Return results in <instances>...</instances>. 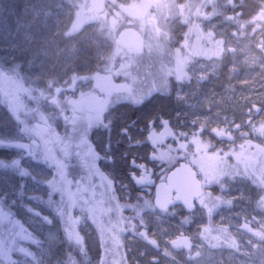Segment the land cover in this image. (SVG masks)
Listing matches in <instances>:
<instances>
[{
    "label": "rangeland",
    "instance_id": "374dc122",
    "mask_svg": "<svg viewBox=\"0 0 264 264\" xmlns=\"http://www.w3.org/2000/svg\"><path fill=\"white\" fill-rule=\"evenodd\" d=\"M137 1L141 0H131V4ZM74 5L65 6L63 0H0V63L2 76H7L4 79L11 80L13 74L25 82L31 81L43 90L49 89V97L55 101L58 93L63 95L62 91L68 92L81 83L84 85L82 81L90 84L93 76L99 80L100 74L107 72L104 61L112 60L111 73L133 81V88L126 94L130 99L100 101L94 108L96 115L101 116L108 106L116 104L127 114L133 105L146 103L160 92H169L173 98L168 102L157 103L155 100L156 107L152 103L148 117H144L147 121L152 119L151 114L158 115L156 117L162 118V122L173 123L181 134L193 130L192 133L200 137L223 129L219 123L211 126L208 118L216 120L224 116L228 119L232 110L226 103V95L205 106L201 104L195 93L193 48L186 34L184 37L188 40L179 44L171 26L172 5L168 0L154 4V10L146 5L142 24L138 27L146 34L147 48L133 58L119 48L115 34L121 25L118 18L111 21L101 17L100 12L90 11L88 0H77ZM168 13H171L169 18ZM259 17L261 15H255L253 19ZM261 19L264 20V13ZM234 21L235 18L228 17V24ZM263 33L264 30L253 36L245 34L246 42L240 51L247 55L248 68L250 65L260 68L264 76ZM229 47L239 51L232 40ZM236 54L232 52V58ZM116 55L123 57L118 64ZM194 68L197 71L198 68ZM249 80V87L254 88L251 85L256 84L252 83L256 82V77ZM261 89V99L250 102L246 101L245 93L234 90L237 96L243 94L242 106L251 104L248 108L240 107L241 113H246L247 109L252 116L261 118L260 123L253 126L251 135L258 147L247 146L243 138L232 145L222 144L218 153L208 146L194 145L197 154L191 158L207 184V194L188 221L180 222L177 213H162L153 205L151 188L154 179L145 178L141 184L135 182L142 187L140 192L121 199L116 193L118 183L110 177L111 171L104 173L98 165L88 171L90 183L86 186L82 183L85 187L84 224L78 228V221H71L72 238L80 249L76 253L78 264H264V151L259 148L264 147V87ZM105 95L109 99L108 94ZM9 97L10 101H7L11 104L15 96ZM120 102L124 103L121 105ZM158 104L157 110L161 111L156 110ZM253 104L263 106L260 113ZM115 109L113 112H118ZM9 114L8 106L0 103V130L8 125ZM57 114L60 116L59 112ZM78 133V141L83 140L84 132ZM84 143L86 148L79 152L82 156L91 146L89 141ZM100 177L105 184L100 182ZM6 178L7 172L0 169V182ZM39 178H47L46 172L41 171ZM29 183L30 195L34 194V188L43 191L42 186ZM139 196L141 204L135 200ZM205 214L215 222L213 226L218 227L219 235H213L210 228L203 225ZM64 227L61 223L59 235L45 233L49 244L59 246ZM182 235L193 241L188 250L171 246V242ZM229 237L234 238L233 242L227 241ZM82 241L85 249H81ZM70 255L66 253V256ZM65 264H68L67 259Z\"/></svg>",
    "mask_w": 264,
    "mask_h": 264
},
{
    "label": "flooded vegetation",
    "instance_id": "af4514ba",
    "mask_svg": "<svg viewBox=\"0 0 264 264\" xmlns=\"http://www.w3.org/2000/svg\"><path fill=\"white\" fill-rule=\"evenodd\" d=\"M80 1L82 2L83 0ZM88 1L89 5L87 8L90 11L96 14L100 12V15H102L101 17L107 18L111 21L118 18L120 24L126 23L127 25L121 28L120 32L125 27H134L141 31L145 40V47L142 51H135L122 46L127 52V56L129 58H133V56H139L143 54L147 48L146 34L140 29V27H138L140 24H142L146 5L154 10V4H160L161 2L167 0H141L137 1V3H134V5L131 4V0ZM168 1L170 2V5H172V15L171 13H168V18L170 15L172 16L171 26L174 28V34L177 36V38H179V44L182 40L187 39L184 37L186 34L188 35L191 49L193 48L192 70L195 72V93H197L201 104L205 106L207 102H213L216 99L219 100L221 96L226 95V103L231 107L232 110L228 116V119H224V116L217 118L216 120H214V117H211L212 119L210 117L208 118V122L211 126H215L217 123H219L220 127L223 129H217L215 131L208 132L210 136L200 137L192 133V136L194 137L187 138V134H181L179 129H177V127H175L173 123L169 121L162 122V118H158L156 115L153 116L152 114V119H150V121H147L146 118L142 117L147 121L148 128L150 129L147 130L146 128V140H148L150 144L149 147L151 149V153L148 152L147 155L150 156L154 162H156V166L153 165V168H151L149 162L143 158L144 152L141 151L143 145L140 140L141 130L138 128L140 123L138 112L130 111L127 114H124L122 113L121 108L118 107L119 104H116L110 105V107L108 106L101 116L96 115L97 109L94 108L100 101L104 102L105 100H109L110 102H116L118 98L130 99V97H127L126 94L128 90L133 88V81L131 79H121L120 77L112 74L111 72L113 71H107L106 74L101 73V77L99 78L100 81L95 79V76H93L94 78L90 80V84L88 82L82 81L84 85L81 83V85L75 86L73 89L71 88V90H68V92L62 91L64 93H61L64 95L61 96L67 99L64 101H66V103L69 105L68 108L71 114L68 115L69 121L67 125L63 118L58 120V122H62L64 123L63 125L68 126V131L73 136V145L79 151L75 120L78 117L81 121L86 119L90 122L94 121V142H91V146L88 148L87 153L83 155V160L88 163V169L90 171L91 169H95L97 165L98 168L101 167V170L104 173H106L108 170L113 172L114 170H119V168L122 169L124 175L122 178L115 180L113 178L114 172L110 174V177L114 180V182L118 181V185L120 183L126 184L127 188L129 187L128 184L130 183L136 184L135 182H137L141 184L145 178H152L154 180L152 183L153 187L151 188V194L154 196V188L156 183L163 181L169 171L174 169V167L179 165L181 162L187 161L191 163L194 169L199 172L200 179L204 184L205 194L197 200L196 205L198 208V206L201 205L200 203L204 202V197L207 194V184L195 161L193 158H191L197 154V150L193 149L194 145L198 143L204 148L208 146L211 151L213 150L218 153V151L222 149V144L225 143L227 145H232L235 144L236 141L243 138V142H246L247 146L250 145L252 148L258 147L253 141L251 135L253 126L259 124L261 118L252 116L251 113L247 112V109L246 113H241L240 107H244L241 105L243 94L237 96L234 90L238 91V93H245V95L248 96L246 100L247 102H250L253 99H261V95L259 96V94L262 92L261 87H264V76L261 73L260 68H253V65H250L248 68V64L246 63L247 55L241 53L240 48L246 42L247 36L244 33L246 27L249 28L247 32L248 36L256 35L258 31L264 30V27L259 26L260 23H258V18H251V21L247 22V24L243 23L241 17L243 5L241 0ZM63 4H65V6L68 5L72 7L75 6L74 4H77V0H63ZM257 15H260V13H257ZM228 17L235 18L234 23L228 24ZM135 24H137V26H135ZM119 33H115L117 39ZM230 40H232V43L235 45V47L237 46L239 48L238 52L237 48L229 47ZM232 52L237 53L233 58ZM114 58H116V63L118 64V62H120L119 56L116 55ZM200 65L201 67H199ZM194 67L198 68L197 71ZM235 69H237V71L234 73ZM188 71H190V69H188ZM4 77L7 78V76ZM250 77L251 79L256 77V82L252 81V83L256 84L251 85L254 88L249 87V83L251 82L249 80ZM122 82H127L128 88L126 92H115V84ZM250 91L254 93H251ZM105 94H108L109 99L105 97ZM157 95L159 96L153 95L151 98H149L148 102H150V104L154 103L155 97L162 98L163 100L171 99V97L173 98V94H170L169 92H160ZM57 96H60V94L58 93ZM58 100L59 98H57V101ZM110 102L106 101V103ZM123 103L124 102H120L121 105ZM250 105L247 104V107L244 108H248ZM252 107H254L258 113H260L263 109L262 105L253 104ZM98 108L100 107L98 106ZM114 109L118 112L114 113ZM146 116L148 117V115ZM131 124L134 125L131 126ZM166 124H170L173 128H175L176 135L162 146L153 145L148 139L151 129L161 131ZM113 125H115V127ZM73 129H75V131H73ZM57 131L60 132L61 128L57 129ZM60 133L62 134L64 132ZM130 134H133L136 137L132 138L131 136H128ZM85 139L88 140L87 137H85ZM209 139L211 141H209ZM134 140L138 141L133 142ZM259 148L261 152L264 151V147ZM109 151L112 153V156L107 159V162H104L102 160V154H107ZM165 153L166 156L163 157V154ZM177 153L179 154L178 158L175 156ZM114 158H116L117 164H113ZM141 158L144 160L140 161ZM96 161L98 162L97 164ZM159 161L164 162L162 167L159 164ZM24 163L27 164L29 161L25 160ZM42 168L43 169L39 170V175L41 171L46 172L47 178L50 179L51 177L48 175L49 170L47 166H42ZM69 170L71 173L70 178L74 176L76 179L82 180L80 167H70ZM117 173L119 174V172ZM93 174L96 176L98 175L95 173ZM120 174L122 173L120 172ZM100 182L105 184L101 177ZM29 184L30 183L28 182L26 187ZM122 187L123 190L125 186ZM84 188L85 187L82 185L80 186V192L76 197L77 208L71 209L72 215L75 216V220L78 221V228L84 224ZM32 192L34 194H43V191L41 192L37 188H34ZM73 192H75V181ZM56 200L57 203H59V195H57ZM63 206H67V197H65V204ZM172 208H177L179 212L187 213L184 207L179 203H175ZM166 212H169V210ZM178 220L182 222L180 217ZM246 227L250 228V226ZM78 236L82 238L81 233H78ZM81 249H85V243H83V241L81 242Z\"/></svg>",
    "mask_w": 264,
    "mask_h": 264
},
{
    "label": "snow or ice",
    "instance_id": "6c2138e0",
    "mask_svg": "<svg viewBox=\"0 0 264 264\" xmlns=\"http://www.w3.org/2000/svg\"><path fill=\"white\" fill-rule=\"evenodd\" d=\"M0 103L11 110L8 125L0 130V153L8 154L0 155V169L7 172V178L0 182V264H65L66 259L68 264H78L76 253L80 249L72 238L71 221L75 216L71 209L77 208L82 180L70 178L69 169L88 165L74 147L67 128L61 134L53 126L57 117L67 125L69 117L25 106L13 109L6 100ZM25 160L29 163L25 164ZM42 166H47L50 179L39 178ZM28 182L44 186L43 195H30ZM65 197L67 206H63ZM61 223L64 235L59 236V246L54 247L45 233L59 235Z\"/></svg>",
    "mask_w": 264,
    "mask_h": 264
},
{
    "label": "trees",
    "instance_id": "16d2710c",
    "mask_svg": "<svg viewBox=\"0 0 264 264\" xmlns=\"http://www.w3.org/2000/svg\"><path fill=\"white\" fill-rule=\"evenodd\" d=\"M241 2H242V5H243V9H242V12H241L242 13L241 17H242L243 23L247 24V22L251 21V18H253V16L257 15V13H260L261 17H259L260 22L258 21V23H260L261 26L264 27L263 19H261L262 18V13H264L263 12L264 11V0H241ZM125 25H127V24L126 23L121 24L120 27H118L116 29L117 30L116 33L118 34L120 32L121 28H123ZM248 30H249V28L246 27L245 31H244V33L246 35H247ZM119 46H120L119 48H121V50H123V52L127 54V52L123 49L122 45L120 44ZM119 60H123V57L121 55L119 56ZM112 64H113L112 60L104 61V65L107 66V68H105L106 71L110 72L111 69H113V66L110 67V65H112ZM0 70H1L0 71V100L5 99L7 101V100L10 99V97H9L10 95L15 96L14 100H13L15 102L13 103V101H12V103H11V106L13 107V109L18 108L20 106H25V107L30 108L32 111H36V112H38L40 109H42L45 112H47V114L53 115V116H59L57 114L58 112L60 113V116H61V110H62V113L67 115V116L69 114H71V112H70V110L68 108L69 105L66 103V101H64V100H67V99L62 97L61 94H60V96H56V98H59V100L58 101L55 100L56 103L54 104V103H52L53 100L49 97V96H51V93H49V91H48L49 89L48 90L47 89L43 90V89L40 88V86L34 85L33 82L27 81V80L25 82L23 80H20V78H18L17 75L13 76V74H11V78H10L11 80H6V79H4L5 77L2 76V73H1L2 70H3V67H2L1 63H0ZM53 96H54V94H53ZM155 100H158V101H156L157 103H159V101L161 103L165 102L166 100H167V102L169 101V99L163 100L162 98H156ZM155 104L156 103H154V106H155ZM160 104H158V107L156 108V110L158 108H160ZM151 105H152V103L150 104V102L147 101L146 103L138 104V105H135V106L133 105V107L130 108L129 110L139 113L138 118L140 119L139 120L140 123H139V127L138 128L141 130L140 131V140H141V143L143 145L141 151L144 152L143 158L146 159V161L149 162L150 167L153 168V165L156 166V162H154L152 160V158H150V156L147 155L148 152L151 153V149L149 147L150 144H149L148 140H146V133H147L146 132V128H147V130H150V129L148 128L147 121L142 118V117H146L147 112L150 111L149 108H150ZM57 108H59V109H57ZM8 109H9V111H11L10 108H8ZM157 111H161V110H157ZM156 116H158V115H156ZM61 119H62V117H57L54 120L53 126L56 129H60L61 128L60 132H65L66 128H67V131H68V126L63 125L64 123H62V122L61 123L58 122V120H61ZM75 121H76V126L75 127H76L77 134H79L78 132H84L83 140L79 139V141H78V143H79V152L81 153L86 148L84 142L89 141L90 139H91L90 142H92V141L94 142L95 125L93 124L94 121L90 122L87 119L81 121L78 117L76 118ZM133 125L134 124H131V126H133ZM108 127H106V128H108ZM192 132H193V130L187 131V138H193L194 137V136H192ZM89 135H90V138H89ZM128 136H131L132 138L136 137L133 134H130ZM85 137H87L88 140H86ZM77 139H78V137H77ZM137 141L134 140L133 142H137ZM101 153H103V152H101ZM80 156H81V158L83 160L84 157L81 154H80ZM102 156L104 158V159L102 158V160L104 162H107V159H109L112 156V153L109 151L107 154L103 153ZM175 156H176V158H178L179 154L177 153V154H175ZM143 158H141L140 161H143L144 160ZM116 161H117L116 158H114V163L113 164H117ZM159 162H160L159 164L162 167L164 162H161V161H159ZM85 163L88 165L87 162H85ZM117 170H114L113 171L114 173L111 171V173H113V178L115 180H118V179H120V178H122L124 176L123 172H122L123 171L122 169L119 168V170L118 171ZM88 171H90L88 169V167H86V168H81L80 167V172H81V176H82V183L85 186L88 183H90V181H89V177L90 176L88 174L89 173ZM117 172H119V174ZM120 172L122 174H120ZM117 183H119V182L117 181ZM128 185H129L128 188H127V185L124 184V183H120L119 185H117L118 189L116 190V193H117V195L119 197H121V199H128V197L131 198L133 194H135L137 192L138 193L140 192L141 187H139L138 185H136L134 183H130ZM122 186H125L123 190H122V188H123ZM121 194L124 195V196H122ZM135 200H137L138 203H140V204L142 203V200H140V196H139L138 199H135ZM198 208H199V206H198ZM197 209L195 210V212L197 211ZM169 212L177 213L178 217H180L183 222L184 221H188V219L190 220L191 215H193L195 213V212H192V213L179 212L177 210V208H171L169 210ZM209 218L210 217H208V215L205 216V221H204L203 225L208 226L207 229L210 228L209 232L212 233L213 235H219V232L216 231L218 229V227L217 226H213V225H215V222L212 221V220H209ZM233 240H234V238L229 237V239L227 241L229 243H231V242H233Z\"/></svg>",
    "mask_w": 264,
    "mask_h": 264
},
{
    "label": "water",
    "instance_id": "95a60500",
    "mask_svg": "<svg viewBox=\"0 0 264 264\" xmlns=\"http://www.w3.org/2000/svg\"><path fill=\"white\" fill-rule=\"evenodd\" d=\"M117 40L122 46L135 51H142L145 47V40L141 31L134 27H125L119 33ZM127 86V82L116 83L114 91L124 93L128 88ZM175 135V128L166 124L161 131L151 129L148 139L153 145L162 146ZM204 194V184L200 179L199 172L194 169L191 163L185 161L169 171L163 181L156 183L153 204L161 212H166L175 203H179L186 212L191 213L196 210V202ZM171 246L175 249L188 250L193 246V241L190 237L182 235L177 240H173Z\"/></svg>",
    "mask_w": 264,
    "mask_h": 264
}]
</instances>
